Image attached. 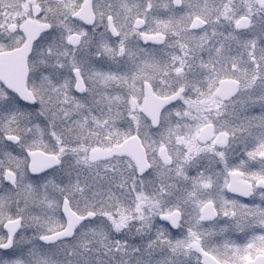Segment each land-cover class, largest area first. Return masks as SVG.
<instances>
[{"label":"snow or ice","instance_id":"6c2138e0","mask_svg":"<svg viewBox=\"0 0 264 264\" xmlns=\"http://www.w3.org/2000/svg\"><path fill=\"white\" fill-rule=\"evenodd\" d=\"M0 264H264V0H0Z\"/></svg>","mask_w":264,"mask_h":264}]
</instances>
